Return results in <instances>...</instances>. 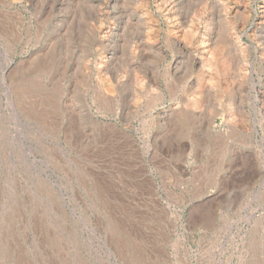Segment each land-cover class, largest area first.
I'll return each mask as SVG.
<instances>
[{
	"label": "rangeland",
	"instance_id": "rangeland-1",
	"mask_svg": "<svg viewBox=\"0 0 264 264\" xmlns=\"http://www.w3.org/2000/svg\"><path fill=\"white\" fill-rule=\"evenodd\" d=\"M0 264H264V0H0Z\"/></svg>",
	"mask_w": 264,
	"mask_h": 264
},
{
	"label": "bare ground",
	"instance_id": "bare-ground-1",
	"mask_svg": "<svg viewBox=\"0 0 264 264\" xmlns=\"http://www.w3.org/2000/svg\"><path fill=\"white\" fill-rule=\"evenodd\" d=\"M35 83V82H34Z\"/></svg>",
	"mask_w": 264,
	"mask_h": 264
}]
</instances>
